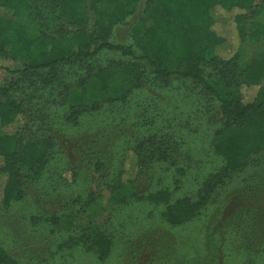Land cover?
Listing matches in <instances>:
<instances>
[{"label": "trees", "instance_id": "1", "mask_svg": "<svg viewBox=\"0 0 264 264\" xmlns=\"http://www.w3.org/2000/svg\"><path fill=\"white\" fill-rule=\"evenodd\" d=\"M263 11L264 0H0V15L27 16L37 25L28 35L3 27L0 19V127L7 129L0 132V209L24 200L28 180L38 178L54 158L55 109L63 108L72 123L99 109L84 102L90 79L100 93L117 81L115 99L125 103L137 88L181 78L218 102L222 123L213 149L224 162L203 181L196 199L171 201L168 189L146 198L167 203L162 215L172 225L194 219L235 173L264 162V52L246 65L239 61L240 45L259 34ZM217 12L223 22L216 23ZM117 25L128 28L130 43L114 40ZM229 40L230 54H220ZM12 52L17 56L11 58ZM102 57L105 64L99 65ZM74 88H80L77 104L71 103ZM253 88L246 98L245 89ZM178 152L169 134L142 136L125 150L108 189L132 184L163 162L177 165ZM64 175L75 180L76 168ZM82 240L101 260L109 256L112 241L105 231L97 228L89 241L77 242ZM0 264L20 262L0 245Z\"/></svg>", "mask_w": 264, "mask_h": 264}, {"label": "rangeland", "instance_id": "2", "mask_svg": "<svg viewBox=\"0 0 264 264\" xmlns=\"http://www.w3.org/2000/svg\"><path fill=\"white\" fill-rule=\"evenodd\" d=\"M215 17L216 23L225 20L221 12ZM0 19L16 32L33 35L37 30L27 16L1 13ZM257 22L259 34L240 45L241 65L264 52V11ZM114 40L130 43L128 28L117 25ZM230 41L220 54H230ZM98 64L104 65L105 57ZM2 80L0 71V84ZM86 90L84 102L99 109L83 114L77 123L67 122L63 108L55 109L54 158L38 178L28 180L24 200L0 209V245L10 255L20 264H264V162L235 173L194 219L181 225L162 215L167 203L146 198L160 189L171 191V201L199 197L203 181L224 162L213 149L222 123L218 102L181 78L137 88L125 103L115 99L117 81L109 92L100 93L90 79ZM254 92L245 89L244 95L251 98ZM79 101L80 88H74L71 103ZM149 133L176 140L180 153L174 155L185 172L172 161L163 162L111 192L108 186L125 150ZM99 162L100 170L95 167ZM70 168H76L75 180L64 175ZM97 228L112 241L104 260L85 241L77 242L89 241Z\"/></svg>", "mask_w": 264, "mask_h": 264}]
</instances>
